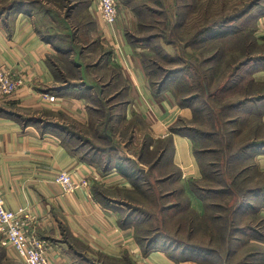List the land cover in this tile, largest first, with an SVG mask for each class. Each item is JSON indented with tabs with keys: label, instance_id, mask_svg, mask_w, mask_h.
<instances>
[{
	"label": "rangeland",
	"instance_id": "obj_1",
	"mask_svg": "<svg viewBox=\"0 0 264 264\" xmlns=\"http://www.w3.org/2000/svg\"><path fill=\"white\" fill-rule=\"evenodd\" d=\"M116 1L117 17L123 16L124 10L132 12V26L127 30L151 90L170 89L188 110L179 117L180 126L217 133L213 138L194 140L195 148L204 146L211 151L198 156L208 176L198 182L207 203L202 216L186 207L185 199L165 180V173L153 169L151 154L156 150L149 153L144 149L140 160V149L127 144L131 124L120 125L122 139L117 138L118 132H110L117 136L112 143L104 136V110L114 101L109 92L99 93L101 84L96 79L101 68L86 66L95 62L99 47L91 53L93 47L78 37L80 30L85 31L83 23L91 20L85 12L87 1L0 0V14L10 6L32 14L57 49L51 60L59 81L92 86L87 93H91L89 99L98 107V114L89 126H69L64 141L103 172L116 165L123 168L133 189L111 192L109 196L115 200L106 199L105 203L99 199L112 207L121 224L133 228L142 248L155 246L169 255L173 249H186L177 258H189L195 264H264V220L260 215L264 176L252 166L253 150L247 148L264 134L258 110L252 105L264 93V85L249 78L252 66H259L260 61H247L251 56L248 51L262 47L245 46V38L236 42L215 35L221 31L219 27L230 23L237 25L231 26L234 34L238 28L249 27L257 11L256 6L250 7L254 0ZM246 14L250 18H245ZM230 19L234 21L228 23ZM206 29L210 31L203 33ZM162 79L165 84L160 87ZM240 192H244L242 196ZM95 262L128 264L107 257ZM0 264H14L1 246Z\"/></svg>",
	"mask_w": 264,
	"mask_h": 264
},
{
	"label": "crops",
	"instance_id": "obj_2",
	"mask_svg": "<svg viewBox=\"0 0 264 264\" xmlns=\"http://www.w3.org/2000/svg\"><path fill=\"white\" fill-rule=\"evenodd\" d=\"M84 1L91 20L83 23L85 31L80 30L78 37L93 47L91 53L99 47L95 62L86 66L101 68L96 79L101 84L99 93L109 92V99L114 101L108 105L112 120L110 131L104 128V136L112 143L117 136L110 132H118L117 138L122 139L120 125L131 124V136L126 141L131 149L141 150L146 144L149 152L168 144L153 169L165 173L188 208L202 216L207 203L192 186L202 179L192 141L171 131L188 110L179 105L170 89L151 90L136 48L127 37L132 12L125 6L128 11L108 25L101 18L98 0ZM255 6L249 27L238 28L240 33L226 37L236 42L245 38V46L262 47L248 51L251 56L247 61H260L259 66H252L249 78L264 85V0L251 7ZM248 14L244 17L250 18ZM231 24L227 26H237ZM241 33L244 35L240 37ZM55 52L32 14L23 8L0 14V67L19 81L13 94L0 93V191L5 207L26 210L28 231L46 242L44 253L50 264H93L99 257L128 259L135 264H195L184 260L189 258L179 260L177 250L173 256L156 247L144 252L133 228L123 226L112 207L100 201L115 200L109 196L111 192L133 189V185L115 166L103 172L64 141L65 126H89L99 109L87 93L92 86L68 87L59 81L51 60ZM51 95L52 102L46 98ZM252 105L264 130V93ZM256 140L261 141V147L252 151V166L264 176V134ZM60 170L81 180V187L63 192L54 181V174ZM260 215L264 218V205ZM1 247L14 264H20L12 247Z\"/></svg>",
	"mask_w": 264,
	"mask_h": 264
},
{
	"label": "built area",
	"instance_id": "obj_3",
	"mask_svg": "<svg viewBox=\"0 0 264 264\" xmlns=\"http://www.w3.org/2000/svg\"><path fill=\"white\" fill-rule=\"evenodd\" d=\"M98 10L103 21L110 25L117 18L116 0H98ZM19 81L11 73L0 67V93L11 95L17 89ZM52 102L54 96L46 97ZM54 181L59 184L63 192H71L82 185L71 172L60 170L54 174ZM29 216L24 208L16 211L5 207L3 195L0 191V245L10 246L20 259V264H50L45 256L46 242L28 231Z\"/></svg>",
	"mask_w": 264,
	"mask_h": 264
},
{
	"label": "trees",
	"instance_id": "obj_4",
	"mask_svg": "<svg viewBox=\"0 0 264 264\" xmlns=\"http://www.w3.org/2000/svg\"><path fill=\"white\" fill-rule=\"evenodd\" d=\"M12 9L13 7H9L8 9ZM231 18V17H230ZM237 17H232V19H236ZM220 28V30L221 31H219V33H221V34H219L216 30V33H215V35H216V37H225V36H227L228 34H234V32H235V28H234V31H233V28H231V27H228L227 25H222L221 27H219ZM208 31H210V29H206V30H204V31H202L203 33H207ZM128 32V31H127ZM241 32V30H238L237 31V33H240ZM240 35V37L241 36H243L244 34H239ZM127 37H128V39L133 43V45H134V41H133V38L129 35V33H127ZM74 38V37H73ZM57 50V49H56ZM65 82V81H64ZM165 84V80H161L160 81V84H159V86L160 87H162L163 85ZM64 85L65 86H68V87H71V86H75V85H72L71 83H69V82H67V83H64ZM165 87L163 86L162 88H160V89H157L156 91H160V90H163ZM155 92V91H154ZM259 99V98H258ZM109 101L107 100V104H109L108 103ZM181 103H179V105H180ZM110 108H108V110H104L105 112H106V120L103 122V130H104V128H107V130H106V132L107 131H110V129H109V122H110V120H112V113H110V110H109ZM200 109H197V112L198 113H200ZM101 113V112H100ZM99 113V114H100ZM35 120V119H34ZM33 120V121H34ZM70 126H73V125H70ZM68 127L69 126H65L64 127V129H63V133L65 134V133H67L68 131H67V129H68ZM171 131L173 132V133H179V134H182V135H185V136H187V137H189L190 139H191V141H192V144H193V151H194V155H195V157L197 158V160L199 161V158H198V156L201 154V155H203V154H206V153H210L211 151H208L207 150V148H205L204 146H200L201 148L199 149V148H195V145H196V143H195V141L194 140H198V139H200L201 137H210V138H213V137H216L217 136V133H215V132H212V133H203V131L201 130V129H199L198 127L197 128H195V127H193V128H190V129H187V128H185V127H182V126H180L178 123H176L173 127H171ZM71 136H73L72 134H70ZM261 141H259V140H254L253 142H251L249 145H248V149H249V151H251V150H253V149H255V148H258V147H261V143H260ZM166 143V142H165ZM148 146V145H147ZM197 146V145H196ZM145 147H146V144H144L143 145V147H142V149L140 150L141 152L139 153V155H138V157H139V159L140 160H142L143 159V157H144V155H145V153H144V149H145ZM109 149H111V148H109ZM168 149V144H164V145H160V147H158V149H156V151L154 152V153H152L151 154V156L153 157V164L160 158V156L161 155H163L165 152H166V150ZM216 152V151H215ZM106 162H109V158L107 159V161ZM199 163H200V161H199ZM200 166H201V163H200ZM116 168L117 169H119V170H121L123 173H124V170H123V168L120 166V165H116ZM201 169H202V179L204 178V179H208V176H206V174L203 172V168H202V166H201ZM124 175H125V173H124ZM175 175H173L172 177H174ZM171 178V177H170ZM166 181H168L169 180V177L167 176V178L165 179ZM192 186H193V188H194V190L196 191V193L203 199V200H205L204 199V195H202L201 193H205V190L202 188V187H199V185H198V183L197 184H192ZM264 188V187H263ZM244 193V192H243ZM243 193H239V195L240 196H242L243 195ZM184 199V198H183ZM184 203L186 204V207L188 208V206H187V203H186V201H184ZM206 208H207V204H206V206H205ZM205 208V209H206ZM189 209V208H188ZM190 210V209H189ZM263 218V217H262ZM263 220H264V218H263ZM123 225V224H122ZM123 226H125V225H123ZM135 239H136V241H137V243L140 245V242H139V239L137 238V236H135ZM143 250H144V252H147L148 250H151V249H155V246H151V247H147V246H144L143 248H142ZM177 249H173V252L174 251H176ZM185 250L186 249H184V250H177L178 252H177V254H184L185 253ZM174 255V254H173ZM173 255H171V256H173ZM176 257H177V255H176ZM184 259V258H183ZM119 260H123V261H126L128 264H135L134 262H131L130 260H128V259H119ZM179 260H182V259H180L179 258ZM184 260H192V259H184ZM96 260H94L93 261V264H98V263H96L95 262ZM194 261V260H193Z\"/></svg>",
	"mask_w": 264,
	"mask_h": 264
},
{
	"label": "water",
	"instance_id": "obj_5",
	"mask_svg": "<svg viewBox=\"0 0 264 264\" xmlns=\"http://www.w3.org/2000/svg\"><path fill=\"white\" fill-rule=\"evenodd\" d=\"M258 0H255L251 5H250V7L255 3V2H257Z\"/></svg>",
	"mask_w": 264,
	"mask_h": 264
}]
</instances>
